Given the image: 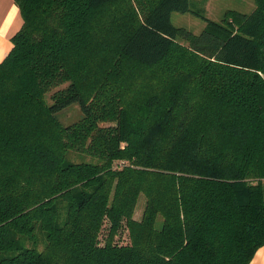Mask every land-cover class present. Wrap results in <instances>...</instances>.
I'll use <instances>...</instances> for the list:
<instances>
[{
    "label": "trees",
    "instance_id": "obj_1",
    "mask_svg": "<svg viewBox=\"0 0 264 264\" xmlns=\"http://www.w3.org/2000/svg\"><path fill=\"white\" fill-rule=\"evenodd\" d=\"M14 1L0 264H250L264 245V0L220 21L192 0ZM174 11L207 24L195 34ZM73 104L82 116L64 125Z\"/></svg>",
    "mask_w": 264,
    "mask_h": 264
},
{
    "label": "rangeland",
    "instance_id": "obj_2",
    "mask_svg": "<svg viewBox=\"0 0 264 264\" xmlns=\"http://www.w3.org/2000/svg\"><path fill=\"white\" fill-rule=\"evenodd\" d=\"M256 4L254 0H192V8L199 11L205 17L220 21L226 11L236 10L245 14L254 11ZM171 19L174 25L183 27L189 31L199 34L206 26V20L193 12H172ZM182 41V39L180 38ZM82 116L80 106L73 104L59 114V119L64 125H69ZM145 206V197L142 196L135 212V217L140 218Z\"/></svg>",
    "mask_w": 264,
    "mask_h": 264
},
{
    "label": "crops",
    "instance_id": "obj_3",
    "mask_svg": "<svg viewBox=\"0 0 264 264\" xmlns=\"http://www.w3.org/2000/svg\"><path fill=\"white\" fill-rule=\"evenodd\" d=\"M24 23L20 8L14 0H0V62L13 48L12 38ZM250 264H264V245L258 249Z\"/></svg>",
    "mask_w": 264,
    "mask_h": 264
}]
</instances>
